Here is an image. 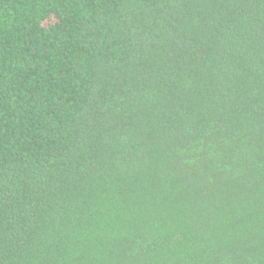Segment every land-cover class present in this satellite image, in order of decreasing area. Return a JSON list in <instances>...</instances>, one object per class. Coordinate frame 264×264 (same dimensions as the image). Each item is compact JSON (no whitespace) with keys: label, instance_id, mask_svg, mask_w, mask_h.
Instances as JSON below:
<instances>
[{"label":"trees","instance_id":"obj_1","mask_svg":"<svg viewBox=\"0 0 264 264\" xmlns=\"http://www.w3.org/2000/svg\"><path fill=\"white\" fill-rule=\"evenodd\" d=\"M0 264H264V0H0Z\"/></svg>","mask_w":264,"mask_h":264}]
</instances>
